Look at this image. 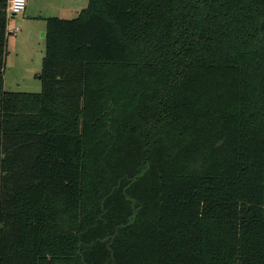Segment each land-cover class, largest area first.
Returning <instances> with one entry per match:
<instances>
[{
    "label": "trees",
    "instance_id": "trees-1",
    "mask_svg": "<svg viewBox=\"0 0 264 264\" xmlns=\"http://www.w3.org/2000/svg\"><path fill=\"white\" fill-rule=\"evenodd\" d=\"M3 90L0 264H264V0H85Z\"/></svg>",
    "mask_w": 264,
    "mask_h": 264
},
{
    "label": "rangeland",
    "instance_id": "rangeland-1",
    "mask_svg": "<svg viewBox=\"0 0 264 264\" xmlns=\"http://www.w3.org/2000/svg\"><path fill=\"white\" fill-rule=\"evenodd\" d=\"M25 1L24 12L11 17L6 27L3 90L39 93L38 74L45 53L46 19H73L87 3L85 0Z\"/></svg>",
    "mask_w": 264,
    "mask_h": 264
},
{
    "label": "built area",
    "instance_id": "built-area-1",
    "mask_svg": "<svg viewBox=\"0 0 264 264\" xmlns=\"http://www.w3.org/2000/svg\"><path fill=\"white\" fill-rule=\"evenodd\" d=\"M26 6L25 0H7L6 13L7 18L16 16L24 12ZM8 22V21H7ZM12 33H14L12 31Z\"/></svg>",
    "mask_w": 264,
    "mask_h": 264
},
{
    "label": "crops",
    "instance_id": "crops-1",
    "mask_svg": "<svg viewBox=\"0 0 264 264\" xmlns=\"http://www.w3.org/2000/svg\"><path fill=\"white\" fill-rule=\"evenodd\" d=\"M86 3H87V2H86ZM86 5H87V4H86ZM85 7H86V6H85ZM85 7H84V8H85ZM84 8H82V9H84ZM82 9H81V10H82ZM81 10H79V11L76 12V16H77V14H78ZM76 16H75V17H76ZM10 18H11V17H10ZM10 18L8 19V22H9ZM8 22H7V24H8Z\"/></svg>",
    "mask_w": 264,
    "mask_h": 264
}]
</instances>
